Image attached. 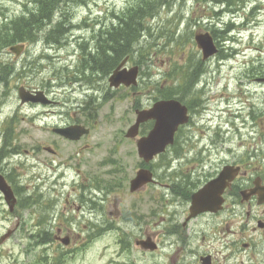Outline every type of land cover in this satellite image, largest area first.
<instances>
[{"label":"flooded vegetation","instance_id":"1","mask_svg":"<svg viewBox=\"0 0 264 264\" xmlns=\"http://www.w3.org/2000/svg\"><path fill=\"white\" fill-rule=\"evenodd\" d=\"M210 34L219 54L225 47ZM129 59L122 58L124 67ZM192 71L187 85L161 80L147 107L178 100L186 123L163 154L149 163L138 158L134 166L130 152L119 149L124 140H112L94 165L85 157L100 119L94 98L56 100L20 86L34 102L18 98L19 114L0 122V177L14 198L10 205L0 191V226H6L0 264H264V126L252 103L257 90L264 96V77L249 82L254 93L246 88L235 103L221 106L205 96L201 67ZM152 126L143 122L138 137ZM70 128L88 134L70 140L61 134ZM231 135L240 140L236 147ZM141 170L153 180L132 191ZM202 190L206 210L193 205ZM107 237L112 251L108 243L99 246Z\"/></svg>","mask_w":264,"mask_h":264},{"label":"rangeland","instance_id":"2","mask_svg":"<svg viewBox=\"0 0 264 264\" xmlns=\"http://www.w3.org/2000/svg\"><path fill=\"white\" fill-rule=\"evenodd\" d=\"M29 1L31 0H0V25L5 19L10 20L23 14L24 6L29 5ZM133 1L72 0L68 5L60 6V11L67 13V21H72L73 25H78L82 29L79 31L77 27L75 30H70L61 44H55L54 48L48 50V44L43 40L44 34L50 29V26H46L39 34L38 41L26 45L18 61L8 52V47L15 44L4 48L1 46L0 72L5 73L3 75L5 80L0 84V122H4L9 113L18 111L19 114L17 90L20 86L45 91L49 95H55L56 100H65L63 95L67 98L73 95L69 100L76 99L78 102H83L85 96L92 95L93 92L95 97L91 96L94 97L92 104L98 110L100 119L98 127L87 141L93 149L85 157H88L89 163L94 165L95 161L108 154L112 140H124V143L119 144V149L130 152V165L134 166L138 160L135 143L128 142L126 145L127 140L124 139L127 128L135 118L133 102L147 108L152 103L156 89L161 86V80L169 79L170 83L173 77H179L176 75L177 71L178 69L179 73L183 71L185 63L189 65L191 62H201V55L194 47L193 31L201 29L209 32L213 29L212 24L217 29H221L229 22L231 16L224 12V10L230 12L227 6L219 7L215 12H220V15L209 21L206 17L212 15L211 7H213L206 2L209 0H174L170 5L159 8L153 16L145 19L144 25L148 26L149 30L140 34V38L133 46L134 53L126 65L127 68L136 65L140 69L139 84L136 90H133V93H136L135 97L124 90H110L108 75L105 76L100 72L98 74L92 72L88 75L80 73L81 79H77L75 73L78 74V68L81 69L85 65V61L79 63L77 60L80 53L78 51L80 39H90L102 27L109 26L112 12L121 15ZM238 4L240 7H235L234 10L237 13L240 9L241 12L234 21L235 31L228 35L233 40L231 42L224 40L222 45L225 50L219 53L220 57L225 58L229 55L230 57L224 61L214 57L204 64L206 71L204 77L208 82L205 96L214 97L213 101L216 99L221 101V106L230 104L231 101L235 103L236 97L246 88H251L254 93L257 89L254 90L255 86H250L249 82L252 78L259 77L256 76L257 72L263 73L260 77H264V0L231 1L232 6ZM243 6L244 11H242ZM200 19L202 20L198 21ZM193 20L197 22L193 24ZM245 22L249 30L241 32L244 28L241 25ZM97 24H100V28ZM230 48L234 53H231ZM14 68V73L11 74ZM262 89L264 90V87ZM257 92L252 103L259 111L257 113L264 126V96L261 89ZM220 96L222 98L218 99ZM244 96L246 95H242V98ZM213 105L212 103L211 107L214 108ZM237 106H233L231 111L237 110ZM235 123L237 124L238 121L235 120ZM258 130L262 131L261 128ZM230 140L233 147L239 145L240 140L236 135H231ZM21 141L27 142L24 138H21ZM147 204L151 206L149 201ZM5 227V225L0 226V233L6 231ZM110 240V237L105 238L99 246L104 247L108 243L112 251Z\"/></svg>","mask_w":264,"mask_h":264},{"label":"trees","instance_id":"3","mask_svg":"<svg viewBox=\"0 0 264 264\" xmlns=\"http://www.w3.org/2000/svg\"><path fill=\"white\" fill-rule=\"evenodd\" d=\"M67 1L69 0H31L33 3L31 9L25 6L26 11L23 14L5 20L0 25V47L4 48L16 43L29 44L35 42L38 34L43 32L46 26L52 24L58 9ZM173 1L135 0L133 6L127 8L121 16L117 17L116 25L109 28L105 27L106 31L99 35L97 52L90 56L87 61L90 69L103 75L109 74L122 57L133 52L132 46L140 38V34L149 30L148 26L144 25V20L153 16L159 8L166 7ZM212 2L230 5L229 0H212ZM55 20L56 23L45 33V39L48 43H51L50 41L60 42L70 28L64 13L56 17ZM230 28L231 25H226L224 29H220L222 35L227 34ZM85 55L89 54L85 53ZM193 65L198 67L197 62Z\"/></svg>","mask_w":264,"mask_h":264},{"label":"water","instance_id":"4","mask_svg":"<svg viewBox=\"0 0 264 264\" xmlns=\"http://www.w3.org/2000/svg\"><path fill=\"white\" fill-rule=\"evenodd\" d=\"M195 41L198 48L202 51L203 60L208 59L216 53V48L209 34H197ZM23 50L22 45L9 48V52L18 56ZM120 65L110 76L109 84L111 87H118L120 84L125 86L136 85L138 68L134 67L130 71H120ZM19 97L22 103L32 100L24 89L19 90ZM37 100L36 98H34ZM38 101V100H37ZM185 108L176 101L159 102L146 112L138 113L137 123L127 132V137L133 138L137 135L138 125L149 119L155 120L154 128L147 137L141 138L137 142L138 155L144 161L149 162L154 156L162 153L165 147L173 142V134L177 127L186 121ZM65 137L78 139L83 133L77 128H70L61 132ZM151 181V174L148 171L141 170L137 177L132 181L131 190L138 189L141 185ZM0 190L4 194L5 200L10 205L14 204V198L10 189L6 186L4 180L0 178ZM204 190L193 197V205L200 210H206L204 201Z\"/></svg>","mask_w":264,"mask_h":264}]
</instances>
